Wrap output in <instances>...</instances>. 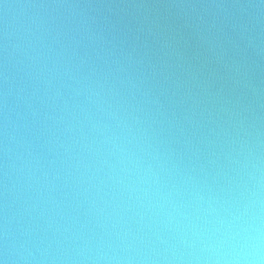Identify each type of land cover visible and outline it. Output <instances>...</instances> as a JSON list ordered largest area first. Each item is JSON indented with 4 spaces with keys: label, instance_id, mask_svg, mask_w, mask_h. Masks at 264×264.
<instances>
[{
    "label": "clouds",
    "instance_id": "1",
    "mask_svg": "<svg viewBox=\"0 0 264 264\" xmlns=\"http://www.w3.org/2000/svg\"><path fill=\"white\" fill-rule=\"evenodd\" d=\"M203 6L195 67L0 0V264H264V0Z\"/></svg>",
    "mask_w": 264,
    "mask_h": 264
},
{
    "label": "water",
    "instance_id": "2",
    "mask_svg": "<svg viewBox=\"0 0 264 264\" xmlns=\"http://www.w3.org/2000/svg\"><path fill=\"white\" fill-rule=\"evenodd\" d=\"M26 0H15L22 3ZM102 4L97 14L117 24L122 31L128 32L131 40L139 45L145 43L152 53L163 51L180 52L185 60L195 67L204 63L202 50L194 36V23L201 18L208 19L211 10L203 5L208 0H95ZM110 5V6H109ZM20 9L9 11L10 20ZM3 11L0 13V18ZM140 29L141 31H138ZM165 44L170 47L165 48ZM255 77L259 78L260 70L253 66Z\"/></svg>",
    "mask_w": 264,
    "mask_h": 264
}]
</instances>
